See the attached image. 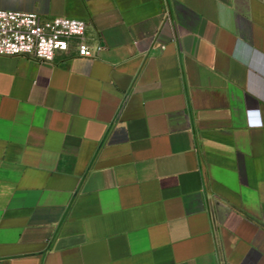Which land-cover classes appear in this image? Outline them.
<instances>
[{"label":"crops","instance_id":"obj_1","mask_svg":"<svg viewBox=\"0 0 264 264\" xmlns=\"http://www.w3.org/2000/svg\"><path fill=\"white\" fill-rule=\"evenodd\" d=\"M103 48L0 56V264H264V0H0Z\"/></svg>","mask_w":264,"mask_h":264},{"label":"built area","instance_id":"obj_2","mask_svg":"<svg viewBox=\"0 0 264 264\" xmlns=\"http://www.w3.org/2000/svg\"><path fill=\"white\" fill-rule=\"evenodd\" d=\"M87 23L80 19L0 10V56L53 62L58 54L76 52L93 59L103 50L87 37Z\"/></svg>","mask_w":264,"mask_h":264}]
</instances>
